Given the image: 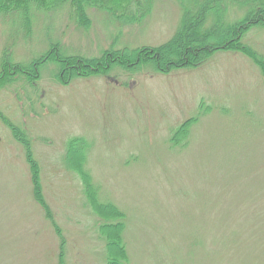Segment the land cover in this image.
I'll return each mask as SVG.
<instances>
[{"label": "rangeland", "instance_id": "374dc122", "mask_svg": "<svg viewBox=\"0 0 264 264\" xmlns=\"http://www.w3.org/2000/svg\"><path fill=\"white\" fill-rule=\"evenodd\" d=\"M221 5L228 22L247 12ZM122 12L92 7L80 24L68 6L37 10L29 30L0 15V70L6 54L28 64L53 46L88 60L157 48L183 18L181 0H151L131 22ZM242 42L264 62V26ZM119 61L64 77L49 62L0 88V264H60L63 247L65 264H106L99 218L66 162L75 138L100 199L126 214L129 264H264V68L240 50L169 71ZM11 126L31 142L43 203Z\"/></svg>", "mask_w": 264, "mask_h": 264}, {"label": "trees", "instance_id": "16d2710c", "mask_svg": "<svg viewBox=\"0 0 264 264\" xmlns=\"http://www.w3.org/2000/svg\"><path fill=\"white\" fill-rule=\"evenodd\" d=\"M0 0V15L17 14L21 26L25 30L32 28V16L37 10H51L68 6L77 16L80 24L87 23V13L92 7L106 9H122L127 22L134 18H142L149 12L151 0ZM222 0H181L183 18L176 35L167 43L152 49L132 50L133 52H107L103 57L92 60L82 59L76 55H66L52 47L50 51L28 64L13 61L8 54L4 56L0 70V88L13 83L20 77L28 81L39 78L41 67L45 63L54 62L58 68V76L80 74L79 71L95 72L103 66L105 69L119 64H136L143 61H153L161 70L169 71L172 68L196 65L209 55L223 50H240L264 68L262 59L253 50L242 42L245 34L253 27L264 26V0H227L229 3L244 7L245 16L236 21L226 19V6ZM126 12V13H125ZM212 24L206 26L209 17ZM95 71H94V70ZM96 73V72H95ZM19 76V77H18ZM187 120L178 130L177 137H186L190 123ZM12 127L16 137L24 142L27 157L32 166V178L35 187V196L43 203L39 168L32 155L31 142L27 134L18 127ZM27 137V138H26ZM88 144L82 139H72L68 143L66 162L75 172L79 173L84 192L92 210L99 218V231L105 240L107 251L106 264H129V255L125 242L126 214L111 201H102L98 194V187L93 183L91 175L83 167L86 162ZM46 207L50 215L49 208ZM60 254V264H65L64 247Z\"/></svg>", "mask_w": 264, "mask_h": 264}]
</instances>
